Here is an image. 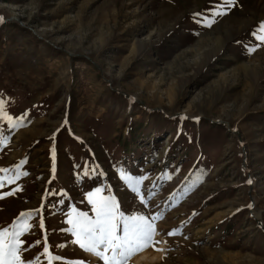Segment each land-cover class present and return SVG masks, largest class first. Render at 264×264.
I'll return each instance as SVG.
<instances>
[{"label": "rangeland", "instance_id": "1", "mask_svg": "<svg viewBox=\"0 0 264 264\" xmlns=\"http://www.w3.org/2000/svg\"><path fill=\"white\" fill-rule=\"evenodd\" d=\"M222 4L0 0V102L16 122L0 114V177L22 173L0 188L15 192L0 229L33 214L24 261L104 264L66 231L101 188L125 215L159 217L161 251L129 264H264V0L209 25Z\"/></svg>", "mask_w": 264, "mask_h": 264}, {"label": "snow or ice", "instance_id": "2", "mask_svg": "<svg viewBox=\"0 0 264 264\" xmlns=\"http://www.w3.org/2000/svg\"><path fill=\"white\" fill-rule=\"evenodd\" d=\"M235 0H224V4L218 5L212 12L213 19L207 20L210 25L214 22V17L223 15L226 8L234 5ZM256 39L264 43V24L261 25ZM255 51V49H250ZM0 114L7 119L12 127L16 126V122L12 117L7 116L3 112V102H0ZM5 140L0 138V143ZM10 169L0 168V173L7 174ZM22 173L19 166L15 169L14 176L0 177V188L5 186V183L12 184L20 178ZM26 175V173H23ZM121 178L126 181L128 186L139 195L138 185L142 178L134 179L126 176L123 173ZM19 189L17 188L16 191ZM103 189L97 188L94 192L87 195L88 204L91 205L93 215L88 212L78 211L76 208L72 209V213L67 220L71 228L67 229L74 237L73 243H76L81 249L91 253L98 259L102 260L104 264H129L130 260L139 253L144 252L152 247L156 251L161 249L155 248V245L160 241L155 240L156 228L153 223L159 217H152L149 219L144 215H125L120 211L119 203L113 195H102ZM14 191H10L0 195V199L6 196L14 195ZM141 202H144L143 196H140ZM251 207V206H250ZM32 213H21L20 218L14 222L10 227L0 229V264H35L33 261H24L22 259V252L24 241L21 237L28 233L32 227L28 220L32 218ZM40 228L43 229V220L40 221ZM176 231L168 233V235H176ZM40 241H36L38 245ZM44 255L49 257V260L60 259L59 257H52L47 246L45 237ZM73 264H84L82 261L73 262Z\"/></svg>", "mask_w": 264, "mask_h": 264}, {"label": "bare ground", "instance_id": "3", "mask_svg": "<svg viewBox=\"0 0 264 264\" xmlns=\"http://www.w3.org/2000/svg\"><path fill=\"white\" fill-rule=\"evenodd\" d=\"M151 256H152V254L144 253L143 255H141V257L139 256L137 259L134 260V264H139L141 261H152V260H154V257L152 258ZM91 257L96 259V256H94L92 254H91Z\"/></svg>", "mask_w": 264, "mask_h": 264}]
</instances>
